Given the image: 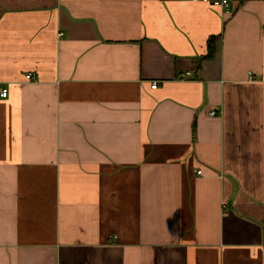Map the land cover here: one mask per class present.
Returning a JSON list of instances; mask_svg holds the SVG:
<instances>
[{
    "label": "crops",
    "instance_id": "0c3cea01",
    "mask_svg": "<svg viewBox=\"0 0 264 264\" xmlns=\"http://www.w3.org/2000/svg\"><path fill=\"white\" fill-rule=\"evenodd\" d=\"M228 1L0 0V264H264V0Z\"/></svg>",
    "mask_w": 264,
    "mask_h": 264
},
{
    "label": "built area",
    "instance_id": "2783aa9c",
    "mask_svg": "<svg viewBox=\"0 0 264 264\" xmlns=\"http://www.w3.org/2000/svg\"><path fill=\"white\" fill-rule=\"evenodd\" d=\"M192 3H203L206 5H209L210 7L214 8V9H219V10H225L228 9L230 7V3L228 0H190ZM60 36H62V34H60ZM27 81L30 82H35L37 80V76L34 74H27L25 76ZM181 78V76H180ZM158 87V83H153L151 85L152 89H156ZM9 96V91L6 88H0V99H7ZM215 113H211V116H215ZM198 175H201V171L197 172Z\"/></svg>",
    "mask_w": 264,
    "mask_h": 264
},
{
    "label": "trees",
    "instance_id": "16d2710c",
    "mask_svg": "<svg viewBox=\"0 0 264 264\" xmlns=\"http://www.w3.org/2000/svg\"><path fill=\"white\" fill-rule=\"evenodd\" d=\"M212 42V39L211 40H209V43H211ZM213 51V49L212 48H210V50H209V55L211 54V52Z\"/></svg>",
    "mask_w": 264,
    "mask_h": 264
}]
</instances>
